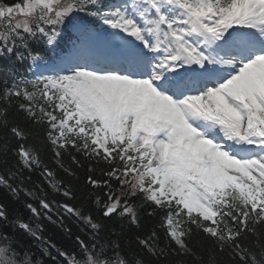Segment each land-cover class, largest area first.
Segmentation results:
<instances>
[{
    "label": "snow or ice",
    "instance_id": "6c2138e0",
    "mask_svg": "<svg viewBox=\"0 0 264 264\" xmlns=\"http://www.w3.org/2000/svg\"><path fill=\"white\" fill-rule=\"evenodd\" d=\"M0 105V264H264V0H0Z\"/></svg>",
    "mask_w": 264,
    "mask_h": 264
},
{
    "label": "trees",
    "instance_id": "16d2710c",
    "mask_svg": "<svg viewBox=\"0 0 264 264\" xmlns=\"http://www.w3.org/2000/svg\"><path fill=\"white\" fill-rule=\"evenodd\" d=\"M6 2H11V0H6ZM2 106V105H0ZM9 117H10V123H21L23 124L24 121V114L18 110L16 102H13L12 106L9 108ZM28 127H30L33 131V136L29 139V143L35 144L37 147L41 148V155L42 159L44 160V163H46L49 167L56 169L58 178H63L66 181L71 182V186L74 188L76 192V199L72 201H67L70 204H75L77 207H91L92 203L91 200L86 199V193L88 191H92L91 189H87L84 187L85 181H86V175H87V162H84V168H77V176L76 177H69L67 176L63 169L59 168L58 165L55 163V161L52 159V153L50 150V147L44 143V131L46 128V125H32L31 122H27ZM3 133L0 132V143H3L2 139ZM15 139H12L10 141V147L14 148L16 146ZM11 159V156L9 157ZM83 161L82 157H78ZM65 162L67 164H71L70 157H65ZM75 168V165H72ZM3 170V166L0 165V171ZM97 175L99 176V171H97ZM34 181H39L40 178L38 174L33 175ZM97 192H99L101 195L103 193V189H97ZM55 199L61 203L65 202V199L62 196H55ZM17 210L25 217L27 218L30 214L27 212L26 209L22 207L20 203L16 204ZM43 223L45 231L43 235L45 237H50L55 243L59 244H69L68 236L61 231L57 226L49 223L47 220L39 221ZM65 223L71 228L73 234H76L79 232L80 227H83V225H79V222L75 220L73 217L72 219H65ZM110 225L113 227H119L117 223L108 221ZM156 221L152 218L144 217L142 219V228L141 231H146L149 227H151ZM135 231V230H133ZM130 236L131 233H128ZM30 239V238H29Z\"/></svg>",
    "mask_w": 264,
    "mask_h": 264
}]
</instances>
